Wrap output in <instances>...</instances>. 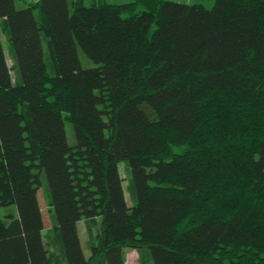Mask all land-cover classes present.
<instances>
[{
  "label": "trees",
  "instance_id": "16d2710c",
  "mask_svg": "<svg viewBox=\"0 0 264 264\" xmlns=\"http://www.w3.org/2000/svg\"><path fill=\"white\" fill-rule=\"evenodd\" d=\"M126 247L264 264V0H0V264H127Z\"/></svg>",
  "mask_w": 264,
  "mask_h": 264
},
{
  "label": "rangeland",
  "instance_id": "374dc122",
  "mask_svg": "<svg viewBox=\"0 0 264 264\" xmlns=\"http://www.w3.org/2000/svg\"><path fill=\"white\" fill-rule=\"evenodd\" d=\"M32 1H35V0H16V5L19 7V6H23V5L27 4L28 2H32ZM108 1H110V2H126V1H130V0H108ZM176 1L189 2V3L197 2V3H202L207 7H212L215 0H176ZM35 13H36V15H38V10H36ZM1 35H3L2 36L3 46H4V50H5L7 59L9 61L10 65H13L14 60H13L12 53H10L11 51H10L9 43L6 40L5 35L2 33H1ZM79 55H80L81 63L84 67H89V66L94 65L93 60L91 58H89L80 47H79ZM16 68H15V66H13L12 71H11L12 72V78L14 81H16L18 78V71ZM65 127H66L68 140L70 142H73L75 140V136H74V131H73V127H72L71 122L66 120L65 121ZM125 163L126 162H124V161L120 163L121 174L123 175V188H124V193H125V197H126L127 202L129 204H132L134 202V198L131 197L130 190H129V182L131 181V171H130L129 165L127 167V165ZM38 199H39V203H40V206L42 209V214H43L45 221H46V228L48 231H51V228H52L53 223L55 221V215H54V211L51 208L50 203H49V187H48L47 177H46L44 170H42V172H41V184L38 188ZM12 207L14 208V205ZM1 211L3 214V212H4L3 208L1 209ZM98 221H100V218H98ZM97 227H98V225L93 226L94 232H96ZM79 232H80V239H81V243L83 246L84 253H85V255L89 256L91 253L92 242H91V238L89 236L85 222H81ZM124 249H125L124 250L125 256L127 257L129 264L135 263L139 257L138 250L133 248V247H126Z\"/></svg>",
  "mask_w": 264,
  "mask_h": 264
},
{
  "label": "crops",
  "instance_id": "0c3cea01",
  "mask_svg": "<svg viewBox=\"0 0 264 264\" xmlns=\"http://www.w3.org/2000/svg\"><path fill=\"white\" fill-rule=\"evenodd\" d=\"M11 53V52H10ZM43 219H44V229H43V231H42V233H43V236H44V239H47V236H48V234L51 232V231H48L47 230V228H46V221H45V218H44V216H43ZM84 219H81V220H79L78 221V232H79V228H80V224H81V222H85V220L83 221ZM53 225H54V223H53ZM53 227V226H52ZM47 234V235H46ZM79 235H80V232H79ZM90 236V235H89ZM92 242V241H91ZM52 248V247H51ZM125 250V249H124ZM126 263L127 264H129V262H128V260H127V257H126ZM133 264H135V263H133Z\"/></svg>",
  "mask_w": 264,
  "mask_h": 264
}]
</instances>
